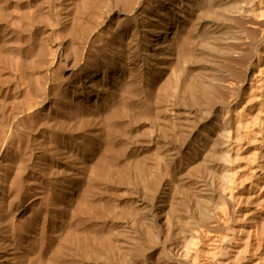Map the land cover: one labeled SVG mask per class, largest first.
<instances>
[{"label":"bare ground","instance_id":"obj_1","mask_svg":"<svg viewBox=\"0 0 264 264\" xmlns=\"http://www.w3.org/2000/svg\"><path fill=\"white\" fill-rule=\"evenodd\" d=\"M114 2L125 9L105 42L110 61L82 62L71 83L95 109L118 87L130 104L125 133L118 105L103 115L117 162L104 156L98 176L115 200L94 232L71 230L88 250L80 264H264V0Z\"/></svg>","mask_w":264,"mask_h":264},{"label":"rangeland","instance_id":"obj_2","mask_svg":"<svg viewBox=\"0 0 264 264\" xmlns=\"http://www.w3.org/2000/svg\"><path fill=\"white\" fill-rule=\"evenodd\" d=\"M1 1L5 11L0 15V38L11 46L6 48L0 41V46L4 47L1 48L0 56H12L0 59V264H47L49 257L53 260L49 264L54 263V260L57 264V258L60 260L59 264H80L86 260L84 256L88 257V250L81 245L78 235H83L82 229L86 232L84 234L94 232L105 219L103 216L108 211V204L115 200L109 191L111 183L107 181L109 184L105 185V178L102 177V180L98 176H103L99 166H103V161L102 164L100 161L104 156L106 160L113 156L114 152L112 155L108 153L112 150V141L117 139L112 133L113 130L118 127L120 132L125 133L129 128L126 123L130 104L124 88L118 87L111 94L108 93V98L113 101L118 97L116 100L119 102L115 100L112 103L114 106L109 104L110 106L95 109L75 94V90L73 92L71 83L77 67L85 63L84 61L96 64L102 57L107 62L110 61L105 42L111 38V32L113 33L119 22L118 9L123 10L125 7L117 3L119 8L115 0ZM8 39L11 43H8ZM83 39H88L87 43ZM9 47L13 48V52ZM6 49H10L11 53L9 50L6 52ZM85 57L88 58L85 60ZM12 88L16 89L13 91ZM117 105L120 107L119 111H116ZM111 107L115 108L120 118L121 115L123 117L120 119L122 124L117 127L105 115L110 113ZM103 118L106 119L107 127L112 123L109 127H113L112 131L108 129L111 132L106 130ZM86 120L90 121L89 124ZM83 121L86 126L82 124ZM102 125L104 128L100 127ZM99 127L103 129L99 130ZM97 128L102 135L94 136ZM108 134H113L114 137L111 138L112 135ZM98 151L102 156H96L101 155ZM115 154L111 158V164L104 159L108 163L107 167L116 166ZM89 175L93 179L97 177L98 180L96 178L94 182L92 178H88ZM99 180H102L101 183ZM102 183L107 188H102ZM64 184L73 186V191L63 197ZM103 191H107V194H101ZM122 207L123 205L121 212L125 209ZM72 229L73 232L77 233L79 230L80 233L76 236ZM64 244L68 245V250L64 249ZM73 252H76L75 256L72 255Z\"/></svg>","mask_w":264,"mask_h":264}]
</instances>
